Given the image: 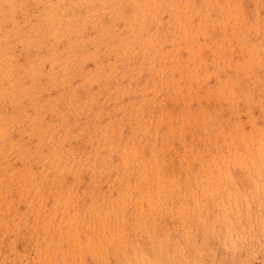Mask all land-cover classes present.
Wrapping results in <instances>:
<instances>
[{
	"label": "rangeland",
	"instance_id": "374dc122",
	"mask_svg": "<svg viewBox=\"0 0 264 264\" xmlns=\"http://www.w3.org/2000/svg\"><path fill=\"white\" fill-rule=\"evenodd\" d=\"M0 264H264V0H0Z\"/></svg>",
	"mask_w": 264,
	"mask_h": 264
}]
</instances>
